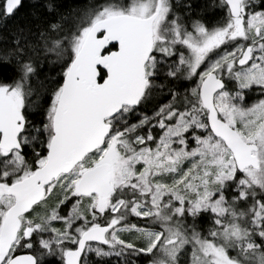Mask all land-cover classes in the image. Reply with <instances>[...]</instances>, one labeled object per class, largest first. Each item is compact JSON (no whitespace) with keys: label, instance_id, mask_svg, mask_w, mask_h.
I'll list each match as a JSON object with an SVG mask.
<instances>
[{"label":"snow or ice","instance_id":"obj_1","mask_svg":"<svg viewBox=\"0 0 264 264\" xmlns=\"http://www.w3.org/2000/svg\"><path fill=\"white\" fill-rule=\"evenodd\" d=\"M0 264H264V0H0Z\"/></svg>","mask_w":264,"mask_h":264},{"label":"trees","instance_id":"obj_2","mask_svg":"<svg viewBox=\"0 0 264 264\" xmlns=\"http://www.w3.org/2000/svg\"><path fill=\"white\" fill-rule=\"evenodd\" d=\"M251 95H252V99H253V100L257 99L255 93H252Z\"/></svg>","mask_w":264,"mask_h":264}]
</instances>
